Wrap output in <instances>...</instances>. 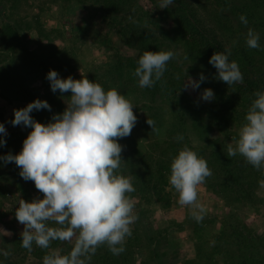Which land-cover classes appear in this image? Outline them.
Listing matches in <instances>:
<instances>
[{
	"label": "rangeland",
	"instance_id": "374dc122",
	"mask_svg": "<svg viewBox=\"0 0 264 264\" xmlns=\"http://www.w3.org/2000/svg\"><path fill=\"white\" fill-rule=\"evenodd\" d=\"M188 1L192 6L197 5L195 0ZM174 7L173 3L167 9H160L159 0H0V70L8 72L11 66L14 86L13 91L0 88V123L8 133L4 139L13 146L14 138L24 141L31 131L10 123L14 109L24 108L36 99L47 101L51 111L30 113L42 124L51 122L52 115L65 110L70 93L51 91L46 79L50 70L57 71L64 79L72 76L79 80L82 75L100 83L105 90L116 88L132 102L137 116L131 135L118 140L124 146L122 174L134 177L133 184L143 189L144 197L149 195L140 177L149 182L150 173L157 170L152 165L170 164L169 154L175 150L178 154L185 144L207 161L213 173L198 187L199 202L206 209L201 223L191 218L189 206L178 203V194L169 183L166 188L171 196L169 207L154 201L145 205L139 193L131 194L135 214L144 221L146 229L151 223L155 231L139 233L140 247L132 252L126 264L251 263L242 254L249 232L244 231L240 220L249 230L264 233V188L258 184L261 173L241 156L229 157L226 152V145L238 135L244 123L245 110L234 116V122L222 133L214 119L215 100L200 99L204 83L197 90H183L181 86L187 77L198 80L201 73L205 76V71L188 68L192 64L184 59V44L174 25ZM261 16L264 19V13ZM229 18L238 24L239 17ZM249 28L261 38V49L253 54L264 58V28L260 22ZM246 33L240 27L236 33L228 32L231 41H237L240 46H246ZM169 50L176 56L168 63L162 81L152 88H141L133 75L139 56L144 51ZM147 119L156 122L158 134L152 133ZM178 134L184 136L182 142L175 139ZM129 147H133V152ZM163 147L169 154H161ZM0 154L6 155L3 148ZM13 164L0 162V249L11 252L8 257L0 255V264H43V256L52 249L66 254L72 247L67 242L54 241L47 250L33 244L31 254L21 247L23 225L16 220L15 210L20 199L31 202L37 196L42 198V194L32 181L20 177V169ZM144 166L150 170L143 169ZM226 166L234 170L238 182L223 173ZM165 174L168 179L170 173L166 172H157L156 179ZM226 183H231L234 189L228 190ZM223 185L225 188H220ZM245 187L247 193L241 192ZM235 201L241 207L233 205ZM143 211L150 215L141 216ZM136 223L141 225L139 219L132 225L131 240L138 231ZM239 233L243 236L241 240ZM151 244L152 250H148ZM232 252H236L235 258ZM91 264H98L96 257L93 256Z\"/></svg>",
	"mask_w": 264,
	"mask_h": 264
},
{
	"label": "clouds",
	"instance_id": "9594fccd",
	"mask_svg": "<svg viewBox=\"0 0 264 264\" xmlns=\"http://www.w3.org/2000/svg\"><path fill=\"white\" fill-rule=\"evenodd\" d=\"M173 3L174 0H159L160 9ZM239 19L248 25L246 15ZM260 39L258 32L248 28L245 44L249 49H261ZM231 55V47L225 46L224 51L214 52L208 61L216 69L214 79L228 86L243 83V74L238 63L229 59ZM175 56L171 50L144 51L133 72L139 86L152 88L162 81L168 63ZM46 79L53 93H70L65 110L52 115L51 122L42 124L30 113L51 111L47 101L36 99L24 108L14 109L10 123L31 131L18 154L9 152L0 156L5 165L14 162L20 169V177L32 181L42 194V198L37 196L31 202L20 199L15 210L16 220L23 225L20 245L29 254L33 244L42 250L51 249L54 241L72 245L66 254L58 249L48 251L43 264H91L101 247L119 256L126 251V239L131 237L132 225L139 219L131 196L136 191L134 177L122 174L124 146L118 143L130 136L136 126L135 106L116 88L105 90L100 83L82 75L79 80L72 76L64 79L50 70ZM206 79L203 73L198 80L187 77L181 87L194 91ZM253 95L244 123L226 145V152L229 157L241 156L264 176V90ZM200 99L213 101V90L204 89ZM146 123L152 133H159L154 120L147 119ZM7 135L0 123V148L6 146L3 137ZM175 139L182 142L184 136L178 134ZM212 175L207 161L186 144L171 157L168 183L178 194V203L190 207L196 223H201L206 215L198 199V187ZM258 184L264 188V179ZM0 255L8 257L11 252L0 249Z\"/></svg>",
	"mask_w": 264,
	"mask_h": 264
},
{
	"label": "trees",
	"instance_id": "16d2710c",
	"mask_svg": "<svg viewBox=\"0 0 264 264\" xmlns=\"http://www.w3.org/2000/svg\"><path fill=\"white\" fill-rule=\"evenodd\" d=\"M195 2L197 5L192 6L188 0H174V25L180 33V40H182L184 44L185 56L188 57L187 60L192 64L188 67L189 70L199 69L205 71V76L208 81L203 82L204 88L212 89L214 92V119L218 128L224 133L227 131L226 127L231 122H234V116L239 115L244 110L245 114L247 113L248 108L245 109V107H250L252 100L255 98L253 95L254 92L264 90V58H257L256 55L253 54V52L257 51L256 49H253V51L245 45L240 46L237 41H231L228 34V32L236 33L239 27L248 30L249 26H251V24L255 25L256 22H260L264 28V19L261 16V14L264 13V0H195ZM242 14L247 17V26L242 24L240 19H238L237 25L233 21H230V16L233 15L234 18H237ZM14 32L17 31L15 30ZM225 46L231 47L232 55L229 59L235 60L238 63L240 71L243 74L242 84L228 86L214 79L217 74L216 69L210 65L208 61L214 52L224 51ZM11 73V66H8V72L0 70V88L3 91L14 90V86L11 84L13 82ZM22 146L23 141L14 138L13 146L6 143V146L2 148L6 155L11 151L13 155H16L21 151ZM129 149L133 152V147H129ZM161 154L163 156L169 154L168 149L163 147ZM175 155H177L176 150L169 154L170 157ZM144 165L146 164L144 163ZM13 166H15V163ZM152 167L157 168V170L154 173H150L149 182L143 180V176L140 177L141 180L139 179L146 193H148L149 198L143 196V189L141 187L139 189L136 184L134 185L136 191L133 193H139L141 195V201L145 205L154 201L163 204L164 207H169L171 196L166 191L168 186L167 176L165 174L160 175L157 179L156 177L157 172H166L169 174L170 164L168 162H160L153 164ZM143 169L149 171L150 167L146 166ZM14 170H17V168L15 167ZM223 173L231 176L232 180L236 179L234 170L230 169L228 166L223 168ZM259 179H264V176L260 175ZM235 181L238 182L237 179ZM225 187L228 190L234 189L231 183H226ZM225 187L223 185V187L220 188L223 189ZM241 192L247 193L246 187L243 188ZM220 197L226 204L230 205L228 199H225L223 195ZM232 204L241 207L237 201ZM145 215H150V213L143 211L141 216ZM140 219L139 216L141 225L140 223H136V225L139 226L138 231L134 234V240H131L129 237L125 242L124 246L126 251L119 256H114L106 247H101L94 255V257L97 258L98 264H126L130 262L132 252H134L138 246L140 247L142 237L139 233L146 231L149 234L155 231L151 223H148L149 226L146 229L143 226L144 221ZM240 223L244 231L249 232V239L245 245L246 248H244L245 253L242 254L245 256L246 261L251 260V263L247 262L245 264H264V233L249 230L247 225L241 220ZM242 238V234L239 233L238 239L241 240ZM152 246L153 244H151V248L147 247L148 250H152ZM248 253H250V257ZM231 255L235 258L236 252H232Z\"/></svg>",
	"mask_w": 264,
	"mask_h": 264
}]
</instances>
